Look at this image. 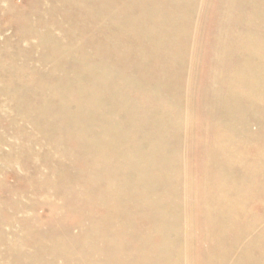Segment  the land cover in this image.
<instances>
[{
	"label": "rangeland",
	"instance_id": "rangeland-1",
	"mask_svg": "<svg viewBox=\"0 0 264 264\" xmlns=\"http://www.w3.org/2000/svg\"><path fill=\"white\" fill-rule=\"evenodd\" d=\"M263 126L264 0H0V264H264Z\"/></svg>",
	"mask_w": 264,
	"mask_h": 264
},
{
	"label": "bare ground",
	"instance_id": "bare-ground-1",
	"mask_svg": "<svg viewBox=\"0 0 264 264\" xmlns=\"http://www.w3.org/2000/svg\"><path fill=\"white\" fill-rule=\"evenodd\" d=\"M256 52H257V51H256ZM250 69H252L251 66H250ZM252 75H253V74H252ZM238 98H239V97H238ZM239 100H240V99H239ZM242 101H243V100H242ZM219 102H220V101H219ZM223 102H224V101H223ZM223 102H222V104H224ZM240 102H241V101H240ZM240 102H239V104H240ZM222 104H219V106L222 105ZM230 105H231V103H230ZM237 105H238V103H237ZM246 105H247V104H246ZM241 106H242V104H241ZM249 106H250V105H249ZM226 107H227V106H226ZM237 107H238V106H237ZM243 107H244V105H243ZM243 107H242V108H243ZM220 108H221V107H220ZM224 108H225V107H224ZM232 108H233V107H232ZM238 108H239V107H238ZM238 108H237V109H238ZM246 108H247V107H246ZM246 108H245V109H246ZM249 108H250V107H249ZM253 108H254V107H253ZM225 109H228V108H225ZM229 109L231 110V107H230ZM235 109H236V108H235ZM235 109H234V110H235ZM245 109H243V110H245ZM220 110H221V109H220ZM220 110H219V111H220ZM232 110H233V109H232ZM232 110H231V112H230L231 114H233V113H232ZM234 110H233V111H234ZM239 110H241V109H239ZM239 110H238V111H239ZM247 110H248V109H247ZM251 110H252V109H251ZM235 111H236V110H235ZM238 111H237V112H238ZM255 111H256V110H255ZM257 111H258V110H257ZM220 112H221V111H220ZM227 112H228V110H227ZM248 112H250V110H248ZM248 112L246 111V114H247ZM241 113H243V112H241ZM251 113H252V112H251ZM251 113H250V114H251ZM221 114H222V113H221ZM224 114H225V113H224ZM226 114H227V113H226ZM226 114H225V115H226ZM235 114H236V113H235ZM244 114H245V112H244ZM233 115H234V114H233ZM237 115H238V113H237ZM242 115H243V114H242ZM242 115H240V117H241ZM251 115H254V114H251ZM222 116H223V114H222ZM238 116H239V115H238ZM244 116H245V115H244ZM230 117H234V116H230ZM242 118H244V117H242ZM242 118H241V119H242ZM263 128H264V126H263ZM220 130H221V129H220ZM220 130H219V131H220ZM200 131H202V130H200ZM200 131H198V132H200ZM202 133H203V131H202ZM219 133H220V132H219ZM200 135H201V134H200ZM209 136H210V134H209ZM202 137H203V136L201 135V138H202ZM204 137H205V134H204ZM206 138H207V137H206ZM203 139H205V138H203ZM207 139H210V138H207ZM262 140H264V139H262ZM198 141H199V140H198ZM200 142H201V141H200ZM225 142H226V141H225ZM222 143H223V142H222ZM222 143H221V144H222ZM196 144H199V143L197 142ZM203 144H204V143H203ZM203 144H201V145H203ZM209 144H210V143H209ZM219 144H220V143H219ZM263 144H264V143H263ZM223 145H224V144H223ZM261 145H262V144H261ZM261 145H260V146H261ZM205 146H206V145H205ZM226 146H227V145H226ZM260 146H258V147H260ZM217 147H218V146H217ZM255 147H257V145H256ZM209 148H210V147H209ZM261 148H262V146H261ZM254 149H255V148H254ZM225 150H226V149H225ZM222 151H223V150H222ZM236 151L238 152L239 150H236ZM244 151H245V150H244ZM247 151H248V150H247ZM216 152H217V151H216ZM240 152H241V151H239L238 153H240ZM198 153H199V152H198ZM203 153H204V149H203ZM230 153H231V152H230ZM244 153H245V152H244ZM210 154H211V153H210ZM231 154H232V153H231ZM191 155H192V154H191ZM203 155H204V154H203ZM206 155H207V154H206ZM236 155H238V154H236ZM244 155H245V154H244ZM200 156H201V155H200ZM191 158H192V157H191ZM203 158H204V157H203ZM211 159H212V158H211ZM211 159H209V160H211ZM262 160H264V159H262ZM197 161H198V160H197ZM199 161H200V160H199ZM202 161H203V160H202ZM224 161H225V160H224ZM206 162H207V161H206ZM206 162H204V164H202V165H206ZM260 162H261V161H260ZM201 163H202V162H201ZM251 163H252V162H251ZM251 163H250V164H251ZM252 164H253V163H252ZM259 164H260V163H259ZM261 164H264V163H261ZM261 164H260V166H263V165H261ZM248 165H249V164H248ZM196 166H197V164H196ZM224 166H225V165H224ZM229 166H230V164H229ZM201 167L203 168V166H201ZM198 168H199V167H197L196 169H198ZM191 169H192V168H191ZM248 169H249V167H248ZM257 169H258V168H257ZM205 170H206V169H205ZM205 170H203V171H205ZM250 170H251V169H250ZM252 170H253V169H252ZM191 172H192V171H191ZM194 172H195V171H194ZM187 174H188V171H187ZM201 174H202V173H201ZM191 177H192V175H191ZM204 177H205V176L203 175V178H204ZM145 178L147 179V177H145ZM195 178H196V176H195ZM198 178H199V177H198ZM201 179H202V178H201ZM205 179H206V178H205ZM147 180H148V179H147ZM195 180H196V179H195ZM95 181H96V180H95ZM155 181L157 182V180H155ZM155 181H153V182H155ZM227 181H228V180H227ZM96 182H98V181H96ZM96 182H95V183H96ZM156 182H155V183H156ZM194 182H196V181H194ZM197 182H198V181H197ZM104 183H105V182H104ZM228 183H229V182H228ZM126 184H127V183H126ZM94 185H95V184H94ZM96 185H101V184H97V183H96ZM127 185H128V184H127ZM197 185H198V183H197ZM91 186H92V185H91ZM107 186H108V185H107ZM107 186H105V188H106ZM124 186H125V185H124ZM124 186H123V188H124ZM198 186H199V185H198ZM242 186H243V185H242ZM93 187H94V186H93ZM99 187H100V186H99ZM108 187H109V186H108ZM108 187H107V188H108ZM97 188H98V187H97ZM110 188H111V187H110ZM202 188H203V187H202ZM103 189H104V188H103ZM206 189H207V188H206ZM95 190H96V187H95ZM101 190H102V189H101ZM124 190H125V189H124ZM92 191H93V189H92ZM103 191H106V190H103ZM198 191H200V189H198ZM202 191H203V190H202ZM96 194H97V192H96ZM105 194H106V193H105ZM106 195H107V194H106ZM107 196H108V195H107ZM197 196H198V195H197ZM197 196H196V197H197ZM100 197H102V196H100ZM198 197H201V196L199 195ZM191 198H192V197H191ZM106 200H108V199H106ZM197 200H199V198H198ZM197 200H196V201H197ZM260 200H261V199H260ZM117 201H118V200H117ZM201 201H202V198H201ZM252 201H253V200H252ZM263 201H264V200H263ZM119 202H121V201H119ZM191 202H192V201H191ZM109 203H110V202H109ZM115 203H116V202H115ZM196 203H197V202H196ZM251 203H252V202H251ZM251 203H250V204H251ZM261 203H262V202H261ZM253 204H254V202H253ZM256 204H257V203H256ZM147 205H148V204H147ZM192 205H193V204H192ZM197 205H198V204H197ZM83 206H84V205H83ZM109 206H110V205H109ZM111 206H115V204H113V205H111ZM150 206H153V205H150ZM198 206H200V203H199ZM249 206H250V205H248V207H249ZM84 207H86V205H85ZM144 207H145V206H144ZM153 207H154V206H153ZM212 207H213V205L211 206V208H212ZM80 208H81V207H80ZM217 208H218V207H217ZM234 208H235V207H234ZM87 209H88V208H87ZM87 209H84V210H87ZM150 209L152 210V208H150ZM105 210H106V209H104L103 211H105ZM137 210H138V209H137ZM141 210H142V209H141ZM153 210H154V209H153ZM153 210H152V211H153ZM198 210H199V209H197L196 211H197V213H198V215H199ZM210 210H211V209H210ZM256 210H257V209H256ZM256 210H255V211H256ZM89 211H90V208H89ZM152 211H151V213H153V215H154L155 211H154V212H152ZM213 211H214V210H213ZM85 212H86V211H85ZM143 212H144V211H143ZM204 212H205V211H204ZM233 212H234V211H233ZM90 213H91V211H90ZM105 213H106V212H105ZM187 213H188V212H187ZM82 214H83V213H82ZM130 214H131V213H130ZM104 215H105V214H104ZM137 215H138V216H136V217H139V215H142V214H137ZM206 215L208 216V214H205L204 217H206V219H207V216H206ZM247 215H248V214H247ZM100 216H102V215H100ZM100 216H99V217H100ZM131 216H132V215H131ZM151 216H152V215H151ZM154 216H155V215H154ZM199 216H200V215H199ZM227 216H228V215H227ZM97 217H98V216H97ZM99 217H98V218H99ZM133 217H134V216H133ZM133 217H132V218H133ZM136 217H135V218H136ZM142 217H143V215H142ZM146 217H147V216H146ZM192 217H193V216H192ZM211 217H212V216L210 215V218H211ZM107 218H108V217H107ZM147 218H148V217H147ZM150 218H151V219H154V217H153V218L150 217ZM208 218H209V217H208ZM219 218H220V217H219ZM133 219H134V218H133ZM140 219H142V218H139L138 220H140ZM160 219H161V221H162V218H160ZM197 219H199V218H197ZM206 219H205V218H204V219H201V221H202V220L204 221V220H206ZM212 219H215V217L212 218ZM222 219H224V221H225V218H222ZM99 220H100V219H99ZM143 220H144V219H143ZM185 220H186V219H185ZM220 220H221V219H220ZM220 220H219V221H220ZM128 221H130V220L128 219ZM136 221H137V220H136ZM157 221H158V220H157ZM203 221H202V222H203ZM208 221H209V220H208ZM211 221H212V220H211ZM222 221H223V220H222ZM97 222H98V221H97ZM99 222H100V221H99ZM148 222H149V221H148ZM197 222H199V220H198ZM204 222H206V221H204ZM204 222H203V223H204ZM209 222H210V221H209ZM116 223H117V222H116ZM136 223H138V222H136ZM210 223H211V222H210ZM210 223H208V224H210ZM213 223H214V222H213ZM213 223H212V224H213ZM224 223H226V222H223V224H224ZM254 223H257V222H254ZM262 223H263V222H262ZM108 224L110 225L109 222H108ZM108 224L106 223V225H108ZM121 224H122V222H121ZM160 224H161V223H160ZM212 224H210V225L212 226ZM218 224H219V223H218ZM111 225H112V224H111ZM123 225H124V224H123ZM134 225H135V223H134ZM161 225H162V224H161ZM164 225H165V224H164ZM203 225H204V224H203ZM220 225H221V224H220ZM220 225H219V227H221ZM226 225H227V223H226ZM258 225H259V224H258ZM89 226H90V225H89ZM137 226H138V225H137ZM155 226H156V225H155ZM205 226H207V224H206ZM65 227H66V225H65ZM208 227L210 228V226H208ZM208 227H207V228L205 227V228H206V231H207V229H209ZM93 228H94L95 231H97V230L95 229V226H94ZM93 228L91 229L92 232H94V231H93ZM105 228H106V226H105ZM108 228H110V227H108ZM112 228H113V225H112ZM187 228H189V227H187ZM113 229H114V228H113ZM113 229H112V230H113ZM120 229H121V228H120ZM123 229H124V227H123ZM136 229H137V228H136ZM224 229H225V228H224ZM117 230H118V229H117ZM163 230H164V229H163ZM241 230H242V229H241ZM209 231H210V230H209ZM207 232H208V231H207ZM230 232H231V231H230ZM230 232H228V233H230ZM240 232H241V231H240ZM261 232H262V231H261ZM97 233H98V231L95 232L94 234H97ZM99 233H100V232H99ZM99 233H98V234H99ZM102 233L104 234L105 231L101 232V234H102ZM117 233H118V232H117ZM88 234H89V233H88ZM90 234H91V231H90ZM98 234H97V235H98ZM101 234H100V235H101ZM103 234H102V235H103ZM113 234H114V233H112L111 238H112V237L115 238V236H113ZM125 234H126V233H124L123 236H125ZM97 235H96V236H97ZM114 235H115V234H114ZM154 235H155V233H154ZM107 236H109V235H107ZM99 237H100V236H99ZM99 237H98V238H99ZM102 237H103V236H102ZM104 237H105V234H104ZM126 237H127V236H126ZM96 238H97V237H96ZM96 238H95V239H96ZM98 238H97V239H98ZM100 238H101V237H100ZM106 238H107V237H106ZM127 238H128V237H127ZM150 238H151V237H150ZM101 239H102V238H101ZM136 239H137V238H136ZM98 240H99V239H98ZM108 240L110 241V239H108ZM150 240H151V239H150ZM150 240H149V241H150ZM152 240H153V238H152ZM102 241H103V240H102ZM104 241H106V240H104ZM104 241H103V242H104ZM111 241L113 242V240H111ZM111 241H110V242H111ZM250 241H251V240H250ZM250 241H249L248 243H251V244H252V241H251V242H250ZM103 242H102V243H103ZM152 242H153V241H152ZM134 243H136V242H134ZM144 243H145V242H144ZM103 244H105V243H103ZM103 244H102V245H103ZM137 244H138V243H137ZM145 244H146V243H145ZM148 244H149V243H148ZM253 245H254V244H253ZM91 246H92V245H91ZM104 246H106V245H104ZM107 246H109V245L107 244ZM107 246H106V247H107ZM136 246H137V245H136ZM145 246H146V245H145ZM145 246H144V247H145ZM148 246H149V245H148ZM254 246H255V245H254ZM83 247H84V246H83ZM102 247H103V246H102ZM144 247H142V248L144 249ZM247 247H248V245H247ZM138 248H139V247H138ZM249 248H250V246H249ZM103 249H104V247H103ZM81 250H83V249L81 248ZM144 250H145V249H144ZM257 250H258V249H257ZM255 251H256V250H255ZM256 253H257V251H256ZM263 253H264V252H263ZM251 257H252V256H251ZM249 258H250V257H249ZM252 259H253V258H252ZM263 260H264V258H263ZM256 261H257V260H256ZM260 261H262V260H260ZM251 262H254V260H252ZM258 262H259V261H258Z\"/></svg>",
	"mask_w": 264,
	"mask_h": 264
}]
</instances>
